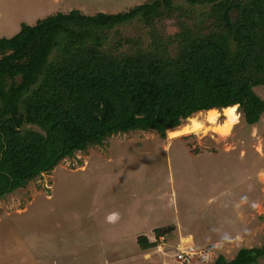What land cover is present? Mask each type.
<instances>
[{
	"label": "trees",
	"instance_id": "16d2710c",
	"mask_svg": "<svg viewBox=\"0 0 264 264\" xmlns=\"http://www.w3.org/2000/svg\"><path fill=\"white\" fill-rule=\"evenodd\" d=\"M161 19L180 30L166 37ZM132 22L150 27L145 45L122 37ZM262 85L264 0H146L117 13L77 8L23 22L0 38V199L117 133L165 138L200 111L236 104L246 123H257ZM138 241L157 245L146 235ZM263 257L264 242L210 264Z\"/></svg>",
	"mask_w": 264,
	"mask_h": 264
},
{
	"label": "rangeland",
	"instance_id": "374dc122",
	"mask_svg": "<svg viewBox=\"0 0 264 264\" xmlns=\"http://www.w3.org/2000/svg\"><path fill=\"white\" fill-rule=\"evenodd\" d=\"M145 1L0 0V38L53 12L117 13ZM158 28L166 37L180 30L173 19H161ZM121 29L123 38H144L142 45L151 39L149 26ZM255 92L264 100V85ZM237 111L227 136L213 130L205 113L198 134L117 133L6 194L0 264H181L176 254L183 244L196 251L191 264H210L220 254L233 259L242 247L262 245L264 113L248 124ZM156 228L166 231L165 243L145 258L138 237L154 239Z\"/></svg>",
	"mask_w": 264,
	"mask_h": 264
},
{
	"label": "bare ground",
	"instance_id": "6f19581e",
	"mask_svg": "<svg viewBox=\"0 0 264 264\" xmlns=\"http://www.w3.org/2000/svg\"><path fill=\"white\" fill-rule=\"evenodd\" d=\"M238 105H232L229 107L222 108V111L224 112V115L226 116L225 120L222 122H219V115L220 110L217 108H212L205 111H200L193 115L192 117H189L187 119V123H184L180 127L169 130V138L173 139L178 136L189 134V133H197L203 131L205 129L206 124L204 122H208L212 125L213 130L217 133H219L222 136H227L230 134L233 126L238 123L239 121V113L237 111ZM206 114V121H202L199 116L201 114ZM207 123V124H208ZM209 126V125H207ZM210 127V126H209Z\"/></svg>",
	"mask_w": 264,
	"mask_h": 264
},
{
	"label": "built area",
	"instance_id": "2783aa9c",
	"mask_svg": "<svg viewBox=\"0 0 264 264\" xmlns=\"http://www.w3.org/2000/svg\"><path fill=\"white\" fill-rule=\"evenodd\" d=\"M160 240L163 241L164 240V236H160ZM196 251L194 250V248L192 247V245H188V244H183V246L178 250L176 257L177 260L181 263V264H191L192 259H193V255Z\"/></svg>",
	"mask_w": 264,
	"mask_h": 264
},
{
	"label": "clouds",
	"instance_id": "9594fccd",
	"mask_svg": "<svg viewBox=\"0 0 264 264\" xmlns=\"http://www.w3.org/2000/svg\"><path fill=\"white\" fill-rule=\"evenodd\" d=\"M160 236H162V235H160ZM160 236L159 237H157L156 235L154 236L155 238L154 239H152V241H154V242H157V245H156V247H157V249H159V246H161V245H163L164 243H165V241L164 240H166V238H165V235L163 234V236H164V240L163 241H161L160 240ZM161 250V249H160Z\"/></svg>",
	"mask_w": 264,
	"mask_h": 264
},
{
	"label": "crops",
	"instance_id": "0c3cea01",
	"mask_svg": "<svg viewBox=\"0 0 264 264\" xmlns=\"http://www.w3.org/2000/svg\"><path fill=\"white\" fill-rule=\"evenodd\" d=\"M150 239V237H148ZM152 240V239H151ZM153 249V248H152ZM152 249H149V250H146L144 253H143V257L146 258V256L151 252ZM155 251H159V249L155 250Z\"/></svg>",
	"mask_w": 264,
	"mask_h": 264
}]
</instances>
